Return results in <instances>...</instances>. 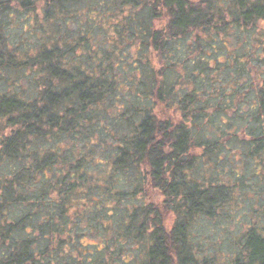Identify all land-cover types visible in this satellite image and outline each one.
Returning a JSON list of instances; mask_svg holds the SVG:
<instances>
[{
	"label": "trees",
	"instance_id": "trees-1",
	"mask_svg": "<svg viewBox=\"0 0 264 264\" xmlns=\"http://www.w3.org/2000/svg\"><path fill=\"white\" fill-rule=\"evenodd\" d=\"M260 23L264 0H0V264H264V204L209 235L264 194V30L223 41Z\"/></svg>",
	"mask_w": 264,
	"mask_h": 264
},
{
	"label": "rangeland",
	"instance_id": "rangeland-1",
	"mask_svg": "<svg viewBox=\"0 0 264 264\" xmlns=\"http://www.w3.org/2000/svg\"><path fill=\"white\" fill-rule=\"evenodd\" d=\"M263 23H260L257 28L255 29H249L248 31H231L229 30L227 34L224 35L223 37V41L227 42L226 44V49L230 50V54L233 53L234 55L240 56V54H242L243 52L245 53H249V51L252 49L255 50V48H257L258 46V40L261 41V32L264 30V27L262 26ZM226 49H219V54L218 55H222V57H225V52ZM257 54H260V50L257 51ZM225 59V58H224ZM223 59V60H224ZM258 61V60H257ZM255 64V63H253ZM252 64V65H253ZM251 66H248V68H250L251 70V74H249V80H248V84H250V80H251V84L252 86H255L257 84V80L261 79L260 77L262 76V74L264 73V66L263 65H258L259 68H257V70L255 71V68H253ZM232 66V64L230 63V67ZM258 73V74H257ZM243 81H247L246 79H244ZM247 108H245L246 110ZM253 182H250V185H252ZM254 186H252L250 188V190H248L246 197H243L241 199L238 200L237 205L235 206L234 209H232V213H234L235 219H230L229 218L225 220V223H223L225 229L220 231L219 230H215L214 234L209 233V235L211 236L212 240H215L216 242L219 243H223V241L226 239V236H233V231L236 228V224H243V220H244V215L246 212H249L251 210H256L257 207L259 206V203L264 204V194H261V198L260 196L258 197V199H260L261 201L256 200L255 196H254ZM256 189V188H255ZM233 217V215L231 216ZM168 223H170L171 221V217L169 216L167 219ZM235 220V223H232L231 221ZM218 260H217V264H227V255H223L220 254L218 256Z\"/></svg>",
	"mask_w": 264,
	"mask_h": 264
}]
</instances>
